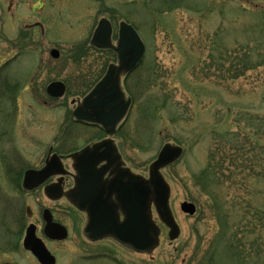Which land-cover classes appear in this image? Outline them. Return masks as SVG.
Returning a JSON list of instances; mask_svg holds the SVG:
<instances>
[{"label":"rangeland","instance_id":"obj_1","mask_svg":"<svg viewBox=\"0 0 264 264\" xmlns=\"http://www.w3.org/2000/svg\"><path fill=\"white\" fill-rule=\"evenodd\" d=\"M0 7V261L29 263L21 246L8 248L28 225L24 207L34 197L20 187L21 171L39 164L49 145L62 148L63 135L71 150L98 134L73 123L72 101L114 59L89 45L81 60L73 54L89 42L90 25L108 16L115 24L133 23L146 48L122 81L132 104L115 139L126 164L147 176L164 144L180 145L184 153L162 170L178 238L169 241L153 213L161 228L153 260L109 241L100 246L120 264H264V0H75L71 25L62 19L45 31L40 45L56 47L60 57L45 54L43 63L35 60L41 47L18 42L20 32L5 24L3 2ZM52 80L64 81L67 91L49 101L45 87ZM7 82L20 83L12 99ZM13 166L20 169L17 182ZM182 201L194 203L195 214L182 212ZM60 217L70 230L62 263L90 264L80 257L91 247L78 233L83 215L61 211ZM93 264L113 263L105 257Z\"/></svg>","mask_w":264,"mask_h":264},{"label":"water","instance_id":"obj_2","mask_svg":"<svg viewBox=\"0 0 264 264\" xmlns=\"http://www.w3.org/2000/svg\"><path fill=\"white\" fill-rule=\"evenodd\" d=\"M111 28L106 19H101L96 28L91 43L100 49H112L117 55V64H110L103 78L93 89L78 103L73 111L74 117L79 121H88L99 124L104 131L112 135L116 125L126 115L131 99H125V94L120 85V76L131 72L142 60L145 46L134 28L122 22L119 28L117 45L110 41ZM56 55V52H54ZM52 97H62L65 87L62 82H54L47 88ZM183 153L179 145L166 143L160 149L156 159L149 165L148 178L131 173L127 168H122L119 154L111 140L85 147L71 156L77 160L87 159L88 165L82 163L78 170L81 177L87 176L86 167L94 166L97 161L114 163L118 168V180L114 188L118 192L119 205L107 206L93 204L88 208L82 191H87L85 182L77 184L76 198L69 200L79 210L92 211V217L84 228V234L91 240L103 237H112L120 244L139 253H151L159 244L160 228L152 219L151 206L154 205L159 220L169 229V240H175L180 234V228L175 221L169 205L170 186L161 173L166 166L177 161ZM51 164L48 163L38 172L28 171L25 174L24 188H32L46 179ZM36 174L38 182L28 184L30 175ZM120 209L123 220L120 221L116 210ZM182 212L188 215L195 213V205L184 201L180 204ZM45 231L52 237L64 238L65 229L46 218ZM35 228L30 225L26 230L24 246L30 249L42 262H46L48 252L35 238ZM62 232V236H55ZM37 242L38 248L32 243ZM40 244H39V243ZM46 258V259H45ZM52 260V257L51 259ZM47 261V264L52 262Z\"/></svg>","mask_w":264,"mask_h":264},{"label":"flooded vegetation","instance_id":"obj_3","mask_svg":"<svg viewBox=\"0 0 264 264\" xmlns=\"http://www.w3.org/2000/svg\"><path fill=\"white\" fill-rule=\"evenodd\" d=\"M3 2L5 6V17L6 22L8 26L13 27L15 30H18L19 33V40L18 42H22L25 44H30L35 48V51L37 47H41V53L39 56L35 54V60L41 61L42 63L45 62V54H48V58L58 59L60 57V51L56 47H52L47 49V51L44 49L43 45H40V42H43L45 40V31H53L56 28V21H62V19H66L67 22L71 25L74 19V9H75V0H0V4ZM0 12H2V8L0 7ZM65 16H68L65 18ZM101 19H106L110 25L111 28V35H110V41L115 44L118 37V29L122 22L127 23L134 27L133 23H130L125 20H120L117 24L114 23L113 19H111L108 16H101L96 24H91L90 28H92V32L89 39V44L86 45L82 44L79 45L77 49H75V56L73 54V58L75 61L81 60L83 57V53H85V50L87 49L88 45L90 48H93L94 50H97L99 52H105L109 53L112 56V59H114V62H109L106 65V68L109 64L116 62V55L114 51L110 49H104L100 50L91 44V38L93 31L95 27L98 25L99 21ZM55 25V26H54ZM25 31H32L35 32L34 36L32 37L30 34L26 33ZM22 36V37H21ZM87 46V47H86ZM21 51V50H20ZM23 51V50H22ZM54 52H56V55H54ZM78 52V55L76 53ZM49 62V59H47ZM105 68V70H106ZM104 70V72H105ZM136 70V69H135ZM134 71L129 73L128 75L123 76L122 78H127L134 74ZM104 74V73H103ZM90 79V78H89ZM54 82H62L65 87V93L67 91V85L64 81L61 80H52L50 81L46 87L45 92L49 98V101L58 100L61 98H53L48 95L47 88L50 84ZM3 82H0V85H2ZM90 86V84H88ZM20 86L19 82H14L11 84L10 82H7V87L5 93L6 98L12 99V95L15 94L16 89ZM64 93V96H65ZM46 100H43L44 102ZM74 101V99H73ZM72 101V102H73ZM47 103V101H46ZM72 113V111H71ZM73 123H77L86 127H95L98 130V134H96L92 139L86 142V144L80 148L71 149L68 150L66 147L68 146V136L63 135L60 139V146L62 148L57 149L53 145H49L47 152L45 156L42 158L39 164L37 165H27L25 166L21 173L18 175L19 185L24 190V194H33L34 197L29 201V203L26 202L25 204V210L23 213V217L28 218V225L33 224L35 226V236L37 239H39L40 243L44 245L47 252V259L46 262H41L38 257H36L31 251L25 249L23 247V238L25 236V229L22 233L17 234L16 237V243L9 242L8 248L12 249H18V247L21 246L22 250L24 251L26 258L29 263H21L18 260H10L5 259L0 261V264L4 263H10V264H47V261L52 257L51 264H70V263H62V256L65 250L63 247V243L66 242L70 238V230L69 226L66 223L65 219L60 217L61 211L63 213H71V212H78L83 215L84 218V225L87 222V218L89 220V217L91 216L92 212L90 211V214L88 212V216L86 213L81 212L75 208V206L70 203L68 197L66 194H70L71 196H76V187L77 184L80 182H85L87 186V196H88V207H91L93 204L102 205L105 204L107 206H118L119 205V197L118 192L114 188V183L118 180V175L116 173L119 171V168L114 163H108L107 161H97L94 166L86 167L87 170V176L81 177L79 175L80 169H82V163L88 165V158L87 159H80L77 160L75 158L71 157V154L74 152H77L81 148L85 146L92 147L94 144H97L99 142H102L109 137L105 135L104 131L101 129L98 125H92L88 122L78 123L74 119H72ZM76 125V124H75ZM74 126H68V128H71ZM119 126L116 129V133L118 132ZM115 135L111 137L113 140L116 151L120 155V158L123 162V166L128 168L132 173L141 175L139 172H136L133 168L128 166L126 164V161L124 159L121 146L115 139ZM116 140V141H115ZM64 146V147H63ZM55 155V156H52ZM50 161L51 169L49 171L50 175L43 181L40 185L37 187L27 190L22 187V181L25 175V172L28 170H34L39 171L43 168L45 163L47 161ZM16 162V159L12 161V164ZM16 166H13L9 168L10 175L14 177L15 182H17V174L20 171L18 168H15ZM20 176V177H19ZM33 179L29 178V183H32ZM45 189H48L45 193ZM36 211L34 208H36ZM38 207L40 210H38ZM64 207V208H62ZM44 215L47 217H51L52 221L54 223L60 224L66 228V237L64 239H61L60 237H48L44 233V226H45V220ZM116 215L119 220L123 219V214L120 209L116 210ZM70 218V215H68ZM83 227L80 232V236L84 241H86L88 244L91 245L90 249L88 250V253L84 256H80L81 259H85L90 261V264H93L95 262H103V259L110 260L113 264H120L119 259L116 257V255H113L111 253V250L109 249H103L100 245L105 242L109 241L113 244V246H118L121 249H124L127 252H133L132 250L120 245L115 240L110 238L100 239V240H90L87 239L83 234ZM56 236H62V232L57 233ZM39 243V242H38ZM35 247L38 248L37 242L32 243ZM94 245V247H93ZM98 246V247H96ZM135 253V252H133ZM139 254V253H138ZM65 255V254H64ZM151 260H153V256L150 255ZM74 264V263H71Z\"/></svg>","mask_w":264,"mask_h":264},{"label":"trees","instance_id":"obj_4","mask_svg":"<svg viewBox=\"0 0 264 264\" xmlns=\"http://www.w3.org/2000/svg\"><path fill=\"white\" fill-rule=\"evenodd\" d=\"M226 223H225V221H224V225H225ZM221 237V236H220ZM214 251H216V247L213 249ZM214 251H212V253H214Z\"/></svg>","mask_w":264,"mask_h":264}]
</instances>
